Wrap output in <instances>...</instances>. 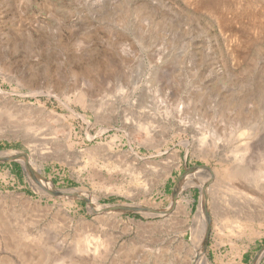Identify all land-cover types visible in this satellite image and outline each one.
Here are the masks:
<instances>
[{
    "label": "rangeland",
    "instance_id": "rangeland-1",
    "mask_svg": "<svg viewBox=\"0 0 264 264\" xmlns=\"http://www.w3.org/2000/svg\"><path fill=\"white\" fill-rule=\"evenodd\" d=\"M10 150L0 264H187L210 177V260L264 264V0H0ZM245 197L262 219L215 221Z\"/></svg>",
    "mask_w": 264,
    "mask_h": 264
},
{
    "label": "bare ground",
    "instance_id": "bare-ground-1",
    "mask_svg": "<svg viewBox=\"0 0 264 264\" xmlns=\"http://www.w3.org/2000/svg\"><path fill=\"white\" fill-rule=\"evenodd\" d=\"M81 96H83V94ZM29 107H31V106H29ZM21 154H22V156H21ZM23 154H24V152H17V151H13V150H10V151H1L0 152V158H5L6 159L7 157L12 158V157H15V156H19V158H20V157H23ZM21 160H23V162H24L25 161L24 157ZM24 165H27V163L24 164ZM26 167H27V169L29 170L30 173H33L32 172L33 169H31L30 165L29 166L27 165ZM236 174H238V177L240 178V180H242V182H245V181H247L249 179L248 178V174L245 171V167H244V170L243 171L241 170V171H239ZM33 175L36 176V173L33 174ZM210 178H208V179L205 178L206 180H204V182H203V184L201 186L202 189H203V197H202V200H201V202L198 205V208L196 210V213L194 214V216H192L193 218L186 219V221H185L186 226L184 227V231L179 236V240L181 241L180 243H183V241H185V238H184L185 233L188 230H191L192 235H191L190 239L188 241H186L190 245V248H191V251L189 252L190 255L188 257V263L187 264H192V259L194 257L197 258V261H198L197 264H214V262L212 260H210L208 254L206 252V248H207V236H206V233H205V224H206V219H207L208 208H209V205H210V203L208 201V196H207L208 186L212 182ZM198 183H201V182H198ZM250 188H252V187H250ZM65 192H68V193H78L79 190H68V191H65ZM239 196H242V195H239ZM246 198L247 197L243 198V201H242V204L241 205H239V206H233L232 205L233 206L232 207L233 209H230L227 206L225 208L222 207V206L221 207H218V208H215L214 209L215 221L216 222H219V217L224 218L226 220V222H229L230 221V223H231V225H230V227H231L230 228V231L235 232L236 231V227H238V232H240L243 229H245V227L247 225H250V223H255V221H257L259 218L262 219L261 217L263 216V214L261 213L262 211L259 210L260 208L258 209L257 206L254 207L255 205L252 204L253 202L251 203L252 200L249 199V198L248 199H246ZM249 200H251V201H249ZM233 204H235V203H233ZM215 205H217V204H215ZM108 207H111V206L102 207L100 209L108 208ZM115 207H117V206H115ZM89 246H90V244H89ZM83 264H86V263H83Z\"/></svg>",
    "mask_w": 264,
    "mask_h": 264
},
{
    "label": "water",
    "instance_id": "water-1",
    "mask_svg": "<svg viewBox=\"0 0 264 264\" xmlns=\"http://www.w3.org/2000/svg\"><path fill=\"white\" fill-rule=\"evenodd\" d=\"M23 156H25V158H27V154L24 153ZM18 158H19V156H15V157L10 158V160H18ZM0 160H5V159H0ZM194 168H203L204 169L206 167L205 166H194V167L191 168V170L194 169ZM53 194H56V195L81 196L78 193H68V192H65V191H56V192H53ZM116 208L122 209V210H129V209H131L133 207L129 206V205L128 206L127 205H120V206H117Z\"/></svg>",
    "mask_w": 264,
    "mask_h": 264
}]
</instances>
